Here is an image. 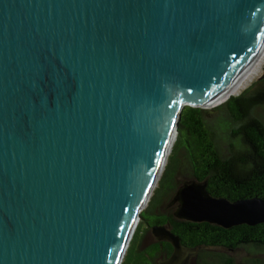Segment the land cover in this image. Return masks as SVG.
Listing matches in <instances>:
<instances>
[{"label":"water","instance_id":"1","mask_svg":"<svg viewBox=\"0 0 264 264\" xmlns=\"http://www.w3.org/2000/svg\"><path fill=\"white\" fill-rule=\"evenodd\" d=\"M263 42L264 0H0V264H122L184 108H208ZM173 204L264 223V199L196 179ZM153 233L169 264L196 253Z\"/></svg>","mask_w":264,"mask_h":264},{"label":"trees","instance_id":"2","mask_svg":"<svg viewBox=\"0 0 264 264\" xmlns=\"http://www.w3.org/2000/svg\"><path fill=\"white\" fill-rule=\"evenodd\" d=\"M224 105L229 127L227 155L220 150L216 133L205 120L208 111L202 108L189 106L184 108L177 144L181 136L185 137L186 144L182 151H185L192 168V179L207 182L208 191L213 196L226 197L232 201L251 197L264 199V123L255 114L258 108L264 106V78L252 89L238 97L230 98ZM174 154L175 151L172 157ZM167 172L156 192L158 194L164 192L160 198L171 194L176 187L174 181L165 184ZM197 225L200 227L201 235L214 234L210 231L212 228L224 233L223 228L215 225L208 223ZM193 226L192 223L179 226L180 233L190 234ZM227 236L228 239L223 238L213 243L235 247L246 242L264 250V226L254 230L231 232Z\"/></svg>","mask_w":264,"mask_h":264},{"label":"flooded vegetation","instance_id":"3","mask_svg":"<svg viewBox=\"0 0 264 264\" xmlns=\"http://www.w3.org/2000/svg\"><path fill=\"white\" fill-rule=\"evenodd\" d=\"M173 192H171V194ZM174 193L169 202H167V199L170 197V193L168 196L166 195L160 198L157 205L153 207L152 211H150V220H146L144 214L149 211L151 205L144 211L140 220V227L142 226L143 228H146L147 226V228L140 237L138 236L139 231L134 235L122 260V264H169L168 262L173 258L175 246L168 240H159L153 233L154 226L164 227L167 231L178 236L184 247L196 248V253L189 257L188 264H234L233 260L226 257L224 254L231 255L241 250L244 246H251V244L245 242L242 243L243 245H237L234 247L222 244L215 245L213 242L221 241L223 238L228 239L227 234H230L231 232L254 230L264 226V223L256 226L240 225L231 229H224V233H221V230H215L212 228L210 231L214 234L201 235L200 227L196 223L182 221L175 217L174 213L178 204L170 205ZM186 223H192L194 226L190 234L182 235L179 226ZM199 240H202L203 242L200 243L198 242ZM134 245H136V247L133 250ZM251 262L253 264H262V261L257 258L251 259Z\"/></svg>","mask_w":264,"mask_h":264},{"label":"rangeland","instance_id":"4","mask_svg":"<svg viewBox=\"0 0 264 264\" xmlns=\"http://www.w3.org/2000/svg\"><path fill=\"white\" fill-rule=\"evenodd\" d=\"M261 64H262L261 68L258 69L257 72L253 74L254 76L252 77V79L248 80V82L245 84V86H243L241 88L240 92L230 94L228 97H230V98L238 97L241 94H243L245 91H247L248 89H252L254 86H256L257 82L260 80V77L264 73V57L261 61ZM227 99L225 102L223 100L222 102H220L218 104H215L213 106H209L208 108H206V110L208 112H207L206 117H205V120L207 121V123L215 131L219 148L224 153V155L228 154V147H229V127L227 124L228 117L226 114V108L224 107L225 106L224 104L229 100V99L228 100ZM255 114L264 123V106L258 108L256 110ZM177 138H178V136L176 137V139L172 145V149H171V152L168 156V160H167L166 165L164 167V170L162 172L161 178L158 181V184L155 187V190L153 191V193H152L147 205L145 206L142 214L150 205H151L150 209H153V207H155L157 205L158 201L160 200V195L164 194V192H159V194L158 193L156 194V192L160 188L161 182L163 181L167 170H168L167 182L165 184H168L171 181H174L175 186H176L175 191L183 182L192 179V168H191L189 161L186 157L187 155H186L185 151H182L185 148V144H186L185 137L182 138V136H181L179 138L178 144H177ZM176 144H177V146H176ZM174 151H175V154H174L175 156L172 157ZM178 154H179V160H178ZM171 178H172V180H171ZM173 193L167 199V202H169ZM155 194H156V198H155ZM154 198H155V200H154ZM144 215L146 216V217L144 216V218L146 220H150V218H149V216H151L150 211H147ZM140 222L141 221H139L137 228L135 230V233H134V235H136L139 231V233H138L139 237L141 235H143L145 229L147 228V226H146V228L145 227L143 228L142 226L140 227ZM135 247H136V245H134L133 250L135 249ZM224 255L226 257L232 259L234 264H253L251 262V259H254V258L261 260L262 264H264V250L261 248L253 247V246H244L243 248H241V250H239V251H237L231 255H228V254H224Z\"/></svg>","mask_w":264,"mask_h":264},{"label":"bare ground","instance_id":"5","mask_svg":"<svg viewBox=\"0 0 264 264\" xmlns=\"http://www.w3.org/2000/svg\"><path fill=\"white\" fill-rule=\"evenodd\" d=\"M263 57H264V42H263L262 46L260 47L257 55L253 58L251 63L246 67V69L242 72V74L234 82H232V84H230V86L224 92H222L214 100V102L211 103L209 106H213L215 104H218V103L222 102L223 100L225 101L227 98H229L228 96L230 94L240 92L241 88L243 86H245V84L248 82V80L252 79V77L254 76L253 74L256 73L258 69L261 68V66H262L261 61H262ZM171 149H172V146L170 148V152H171Z\"/></svg>","mask_w":264,"mask_h":264}]
</instances>
